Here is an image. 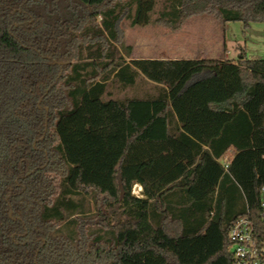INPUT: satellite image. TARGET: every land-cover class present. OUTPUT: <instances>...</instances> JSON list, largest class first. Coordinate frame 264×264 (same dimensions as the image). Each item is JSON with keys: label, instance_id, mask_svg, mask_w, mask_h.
Wrapping results in <instances>:
<instances>
[{"label": "trees", "instance_id": "obj_1", "mask_svg": "<svg viewBox=\"0 0 264 264\" xmlns=\"http://www.w3.org/2000/svg\"><path fill=\"white\" fill-rule=\"evenodd\" d=\"M198 16L248 27L264 0H0V264H233L264 60L132 59L120 29Z\"/></svg>", "mask_w": 264, "mask_h": 264}, {"label": "rangeland", "instance_id": "obj_2", "mask_svg": "<svg viewBox=\"0 0 264 264\" xmlns=\"http://www.w3.org/2000/svg\"><path fill=\"white\" fill-rule=\"evenodd\" d=\"M161 4L156 5L154 20ZM122 40L131 47L132 59H225L236 61L240 53L249 60H264V22L244 27L240 22L222 24L212 16L187 19L173 31L152 22L144 27L120 24ZM143 88V87H142ZM147 88V87H145ZM133 91L115 93V98Z\"/></svg>", "mask_w": 264, "mask_h": 264}, {"label": "built area", "instance_id": "obj_3", "mask_svg": "<svg viewBox=\"0 0 264 264\" xmlns=\"http://www.w3.org/2000/svg\"><path fill=\"white\" fill-rule=\"evenodd\" d=\"M139 190L133 185L131 195L141 198ZM258 207L257 219L251 218L247 210L228 231L233 264H264V185L259 188Z\"/></svg>", "mask_w": 264, "mask_h": 264}, {"label": "crops", "instance_id": "obj_4", "mask_svg": "<svg viewBox=\"0 0 264 264\" xmlns=\"http://www.w3.org/2000/svg\"><path fill=\"white\" fill-rule=\"evenodd\" d=\"M225 59H227V60H229L228 58H227V55H226V58ZM135 185H137V189H138V187L140 188V192H141V198H142V187L139 185V184H135Z\"/></svg>", "mask_w": 264, "mask_h": 264}, {"label": "water", "instance_id": "obj_5", "mask_svg": "<svg viewBox=\"0 0 264 264\" xmlns=\"http://www.w3.org/2000/svg\"><path fill=\"white\" fill-rule=\"evenodd\" d=\"M119 189H120V191H121V196L123 195V190H122V187H121V185L119 184Z\"/></svg>", "mask_w": 264, "mask_h": 264}]
</instances>
